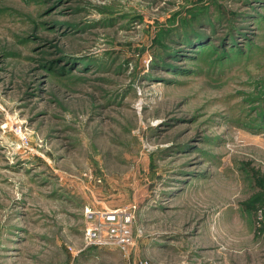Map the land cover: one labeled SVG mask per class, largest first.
<instances>
[{"label": "rangeland", "instance_id": "obj_1", "mask_svg": "<svg viewBox=\"0 0 264 264\" xmlns=\"http://www.w3.org/2000/svg\"><path fill=\"white\" fill-rule=\"evenodd\" d=\"M256 174L264 0H0V264H264Z\"/></svg>", "mask_w": 264, "mask_h": 264}, {"label": "built area", "instance_id": "obj_2", "mask_svg": "<svg viewBox=\"0 0 264 264\" xmlns=\"http://www.w3.org/2000/svg\"><path fill=\"white\" fill-rule=\"evenodd\" d=\"M136 205H127L116 209H88L85 230V246L115 247L125 259L130 260L136 247L133 232ZM70 250L78 254L81 250ZM137 264H150L139 260Z\"/></svg>", "mask_w": 264, "mask_h": 264}, {"label": "trees", "instance_id": "obj_3", "mask_svg": "<svg viewBox=\"0 0 264 264\" xmlns=\"http://www.w3.org/2000/svg\"><path fill=\"white\" fill-rule=\"evenodd\" d=\"M192 43V41H188L189 45ZM256 185L258 190L242 203L247 210L254 211V213L264 209V179L260 178L258 174H256Z\"/></svg>", "mask_w": 264, "mask_h": 264}]
</instances>
